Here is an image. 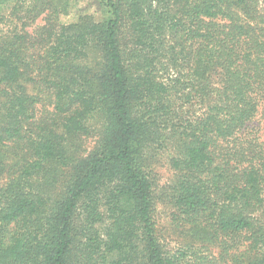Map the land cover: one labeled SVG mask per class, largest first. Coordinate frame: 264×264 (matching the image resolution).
<instances>
[{
	"label": "trees",
	"instance_id": "trees-1",
	"mask_svg": "<svg viewBox=\"0 0 264 264\" xmlns=\"http://www.w3.org/2000/svg\"><path fill=\"white\" fill-rule=\"evenodd\" d=\"M98 6L0 0L22 21L0 30V264H264V0ZM168 141L159 198L198 247L157 234L145 152Z\"/></svg>",
	"mask_w": 264,
	"mask_h": 264
},
{
	"label": "rangeland",
	"instance_id": "rangeland-1",
	"mask_svg": "<svg viewBox=\"0 0 264 264\" xmlns=\"http://www.w3.org/2000/svg\"><path fill=\"white\" fill-rule=\"evenodd\" d=\"M72 7L69 9L67 15L59 16V21L63 24H69L75 22L79 15H90L94 19H99L103 16L100 13L98 6V0H70ZM8 13V11H6ZM41 17L30 26L29 30H32L36 25H40ZM22 21H19L18 17L10 16L6 14V19L0 24V30L3 33L12 31L15 28H20ZM48 109L38 106V114H43ZM200 106L198 104H193L189 111L193 115V112H198ZM94 124L97 125L99 122L96 120ZM251 130L253 129L256 133L254 138L264 140V105L260 107L256 119L250 124ZM250 130V131H251ZM252 136V135H251ZM95 137H89L84 139L80 144V155L84 156L89 153L93 147L96 145ZM164 142V141H163ZM166 144V145H165ZM163 147L151 145L145 152V158L147 162V170L151 178L156 182L155 185V222L157 227V234L161 239V242L167 248H179L201 246L198 241V237L195 236L188 228L181 227L172 217L173 211L159 198V194L164 191V187L172 182L174 179V173L169 167V159L177 154L174 149V144L168 141ZM7 180V175H0V184H4ZM47 179L45 175H41L35 179L34 184L46 183ZM63 182L56 185L57 189H61ZM256 217L264 220V207L261 212H258ZM211 248V247H209ZM201 252H207L203 247H201ZM212 252L211 249L208 253Z\"/></svg>",
	"mask_w": 264,
	"mask_h": 264
}]
</instances>
